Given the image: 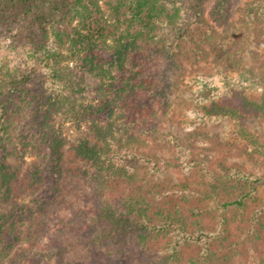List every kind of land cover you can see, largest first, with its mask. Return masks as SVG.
<instances>
[{
    "label": "rangeland",
    "instance_id": "obj_1",
    "mask_svg": "<svg viewBox=\"0 0 264 264\" xmlns=\"http://www.w3.org/2000/svg\"><path fill=\"white\" fill-rule=\"evenodd\" d=\"M230 1L232 13L228 19L220 25H214L216 33L207 31L205 44L215 41L214 49L208 45V52L203 53L196 51V46H191L190 50L182 51L174 58V65L162 62L154 65L156 73L146 72L142 62L134 63L133 59H129L125 70L130 71L123 78L117 77L111 67V76L107 75L104 81L102 77L82 69L81 52L77 50L79 53L75 57L70 54L72 34L79 24V18L75 16L67 25L68 35L65 36L67 40L64 45L52 48L59 47L61 50V54L56 57V67L64 71L61 76L71 80L62 82L59 103L45 109L33 97L40 88L41 78L47 76L48 68L30 50L26 49L21 54L20 51L16 52L11 47V36L5 32L0 34V64L2 60H11L0 66V78L7 72L15 74L17 69L10 70L9 67L18 65L26 68L34 78L30 83V93L25 98L15 95L9 106V115L4 120V126L7 127L5 132L1 131L0 120V159L12 173L9 194L5 193L3 181H0V213L14 204H40L41 201H47L54 188L52 186H55L54 177L47 176L48 167H45L44 160L50 158V152L46 145H41L43 141L38 137L40 131L37 120L43 122L47 129L54 128L55 136L62 141L64 153L61 163L63 177L57 178L60 194L50 216L47 218V213L38 217V222L45 219L44 229L34 232L32 236L35 237L32 238H37L34 244L28 241L24 243L26 248H30L29 257H24L21 264H56L50 252V236L60 227L70 228L74 223L70 219L74 216L77 222H83L81 225L74 223L76 228H80V234H87L88 238L90 236L93 245L100 251L105 248L104 242L111 241V249L118 250L114 242L118 240L117 237L105 233V238L98 234L103 226L108 225L106 220L100 218L109 216L110 212L126 213V199L138 201L137 209L140 204L150 206L146 211L150 219L156 218L155 213L161 210L164 214L170 211V214L183 218L180 222L186 223L190 230L196 221L205 225L218 212L219 201L236 196L245 188L244 180L238 183L234 178V171L240 175L246 174L250 182L260 173L264 174V19L244 26V10L252 0ZM115 2L97 0L104 16L99 13L93 16L94 19L100 18L103 26L111 25L112 30L115 28L114 23L118 22V17L114 16L110 8ZM209 22L213 23L212 20ZM93 25L97 26L98 23ZM125 27L123 25L119 30ZM234 29L233 35H229ZM107 34L103 49L109 56L115 51V41L113 34ZM195 38L204 42L198 33ZM91 51L86 50L81 54L84 56ZM217 52H220L221 60L218 62L229 64L227 70L215 68ZM244 68H250L263 78L252 79L250 72L241 74ZM198 69L207 73L199 75L194 72ZM138 70L147 81V91L152 92L146 98L151 101V106L134 109L135 115L130 114L132 118L128 115L122 117V112H130L127 104L131 105L130 100L136 94L127 88L121 96H116L114 84L111 83H118L120 79L125 83L131 72ZM224 73L226 77H223ZM72 80L79 81L82 88L73 89ZM158 94L163 95L157 98ZM66 96L75 99L71 103L75 110L69 108ZM106 101H110V106H102ZM199 102L206 104L203 107L200 105L202 108L199 111L188 108ZM89 104L93 106L91 110L86 109ZM114 107L117 112L112 110ZM231 110L235 115L229 114ZM96 117L104 128L107 123L111 125L114 147L109 145L105 134L98 132L101 126L92 123L91 120ZM154 126L159 130L157 134L148 132ZM163 134L177 137L180 143L174 145ZM1 140L5 141L7 155L1 152ZM82 144L90 148L89 154L77 153L74 148L70 151L69 146ZM181 147L185 151L177 152ZM119 152L149 154L162 163L161 167H167L166 172L160 175L142 169L130 171L129 174L123 162H114ZM97 154L101 157L97 158ZM176 156H179L180 164L173 159ZM207 157L212 159L211 163L209 160V166L188 168L187 163H194V158L203 162ZM39 176L43 177L42 181L37 179ZM97 176H102L106 182L103 187L96 185ZM252 184L255 192L246 199V204L229 208L221 214L228 220V233L224 238V244L228 247L219 249L220 245L216 244L212 256L203 255L205 249L202 244H187L182 247L175 264H191V261H197V264H250V259L264 261V182ZM213 189L216 192L210 196ZM191 191L193 196H188ZM159 206L165 207L164 210ZM254 215H259L258 221L253 219ZM129 217L132 220L135 218L134 215ZM152 221L160 224L157 219ZM214 221H218V217ZM251 225L253 229L247 230ZM180 235L176 231L159 234L155 238V246L163 249L169 240L174 241ZM132 240H129L130 250H139ZM105 264H109V260H105Z\"/></svg>",
    "mask_w": 264,
    "mask_h": 264
},
{
    "label": "trees",
    "instance_id": "obj_2",
    "mask_svg": "<svg viewBox=\"0 0 264 264\" xmlns=\"http://www.w3.org/2000/svg\"><path fill=\"white\" fill-rule=\"evenodd\" d=\"M96 2L97 0H0V34L5 32L11 36V47L16 52L20 51L21 54L28 49L44 67L48 68L47 76L41 78L40 88L33 97V100L39 101L42 109L52 104L57 105L60 100L59 95L62 92V82L71 80L61 76L64 71L56 67L58 66L56 57L61 54V50L59 47L53 50L52 48L59 44L60 47L64 45L67 40L65 36L68 35L67 25L75 16L79 18V24L72 34L71 40L73 42L69 45L70 54L75 57L76 53L92 50L91 53H86L84 56L80 53L82 69L102 77L101 79L104 81L107 75L111 76V67L114 68L117 77L123 78L130 71L125 70L126 61L129 59H133L134 63L142 62V65L146 66V72L156 73L157 68L154 65L159 62L174 65L176 63L174 58H177V55L182 51L190 50L191 46H196L194 48L196 51L207 53L208 45L214 49L215 44V41L208 43V45L205 44L207 31L216 33L214 25L222 24L232 13L230 0H116L114 4L110 5L114 16L118 17V22L114 23L115 28L112 30L111 25L103 26L100 18H93L94 14L97 13L104 16V11ZM246 6L242 19L244 26L252 25L255 21L264 19V0H252ZM210 20L216 24L209 22ZM95 22L98 23L97 26L93 25ZM123 25L126 27L119 30ZM234 31L235 29L229 35H233ZM107 32L113 34L115 41V51L109 56L105 54L103 49V43L108 35ZM197 33L201 35L204 42H199L195 38ZM24 47L25 49H23ZM225 51L227 52L228 49ZM216 57L215 68L219 71L227 70L229 64L224 61L218 62L221 61L219 60L220 52L216 53ZM226 59L228 58L226 57ZM5 61L11 60H2L0 66H3ZM107 63L111 66H108ZM9 68L10 70L17 69V71H15V74L7 72L0 78L2 132H5L7 128L4 126V120L9 115L7 110L11 106L15 95L19 94L25 98L31 91L30 83L34 79L32 73L20 65ZM242 71L241 74L243 75L250 72L252 79L261 80L263 78V76H258L259 74L252 72L250 68H244ZM194 72L199 75L207 73L201 69ZM131 73L132 75L127 77V82L124 83L120 79L118 83L113 81L111 85L114 84V95L116 96H121L127 88L132 94H136V97L130 100L131 105L127 104V107H130V112H122L121 115L122 117L128 115L132 118L130 114L134 113V109L151 106V101H147L146 98L152 92L147 91V81L139 70ZM226 76L227 74L224 73L223 77ZM71 82H73V89L76 87L82 88L79 81L72 80ZM228 85L231 86V82ZM141 88H144V90H141ZM162 95L158 94L157 98H161ZM65 99L69 102V108L75 110L76 108L71 105L75 99H70L69 96H66ZM110 104V101H106L102 106H110ZM200 105L203 107L206 104L199 102L188 108L199 111L202 108ZM91 107L93 108L92 104H89L86 109ZM231 108L233 107L231 106ZM112 110L117 112L115 107ZM229 114L235 115V112L231 110ZM132 115H135V113ZM97 117L91 120L92 123H98L97 125L101 126L98 128V132L101 135L102 133L105 134L109 145L114 147L115 140L113 139L111 125L107 123L104 128L99 120H96ZM36 123L40 131L38 137L43 141L41 145H46L50 152V158L44 160V164L45 167H48V169L45 168L47 176L54 177L53 183L55 186H52L54 188L49 193L50 198L47 201H41L40 204H14L13 207L3 209V212L0 213L1 264H21L24 257H29L30 248H26L24 243L27 241L31 245L35 243L37 238L33 239L32 237L35 236L32 235L34 232L41 230L45 222L44 218L41 222H38V217L47 213V218L50 216L54 209L53 204L57 201L61 191L57 185V178L63 177L61 166L64 154L62 141L58 136H55L54 128L47 129L45 124L40 123L39 120ZM158 131L156 126L148 130L152 134H157ZM163 136L170 142L172 141L174 145L180 143L177 137L173 135L163 134ZM1 145L3 147H1V152L7 155L8 151L4 149V140H1ZM69 148L70 151L74 148L77 153H90L87 144L85 146L83 144L81 146L72 145ZM114 151L118 150L114 149ZM182 151H185L184 147H181L177 152ZM116 156L118 157L114 159V162H123L128 167L126 172L129 174H131L130 171H141L143 169L162 175L167 169V167H161L162 163L149 154L119 152ZM96 157L101 156L97 154ZM209 158L207 157L203 162L194 158L195 161L191 163L192 166L187 163L188 168L207 167L209 166V160L210 163L212 162V159ZM173 159L177 161V164L179 163V156ZM104 162L109 163L111 161ZM234 173L233 176L238 183L244 180L245 188L241 189L236 196L219 201L217 203L218 212L205 225H200L196 221L194 226L191 225L193 228L190 230L186 223L180 222L183 218L170 214V211L164 214L161 210L155 213L156 218L150 219L146 212L150 206L140 204L141 206L137 209L139 202H133L129 196L131 200L126 199V213L119 212L115 214L110 212L109 216L103 215L104 218H100V220H106L108 225L103 226L98 234L105 238V233L117 237L118 240H114V242L118 245V250L111 249L113 248V241H111L110 243L104 242L106 243L105 248L100 251L99 248L93 245L90 236L88 238L87 234H80V228H76L74 223L81 225L83 222H77L76 216H74L70 219L71 223L74 222L70 228L60 227L55 234L50 236L51 255L55 258L56 264H105V260H109V264H175L183 246L199 243L205 249L203 255L211 254L213 256L216 244L221 246H219V249L228 247L224 244V238L228 233V220L221 214L229 208H238L246 204V199L255 192V186L252 183L264 182V174L261 173L256 176L253 182L245 177L246 174L240 175L235 171ZM11 175L9 166L0 159V181H3L2 184L6 194H9V178ZM212 175L215 176V174ZM42 178V176L37 177L39 181H42ZM102 179V176H97V186L103 187L106 184ZM226 179L227 177L225 183ZM230 185L234 187L232 184ZM247 187L249 188L247 189ZM215 192L216 189H213L209 195L213 196ZM188 196H193L192 191L191 194L188 192ZM160 208L164 210L165 207ZM48 209L49 212H47ZM131 215L135 216L133 220L129 217ZM258 216L254 215L253 219L258 221ZM217 217L218 221H214ZM156 219L160 221V224L152 221H156ZM194 227L196 228L194 229ZM252 229L253 225L247 228V230ZM174 231L181 235L176 237L177 239L174 241L169 240L163 249L156 248V236ZM131 239H133L135 247L140 248L139 250H130L129 240ZM197 263V261H191V264ZM249 263L264 264V261L250 259Z\"/></svg>",
    "mask_w": 264,
    "mask_h": 264
}]
</instances>
